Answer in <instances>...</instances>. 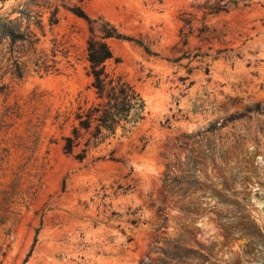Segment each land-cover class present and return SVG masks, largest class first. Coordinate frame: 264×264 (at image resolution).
Returning <instances> with one entry per match:
<instances>
[{"label": "rangeland", "instance_id": "rangeland-1", "mask_svg": "<svg viewBox=\"0 0 264 264\" xmlns=\"http://www.w3.org/2000/svg\"><path fill=\"white\" fill-rule=\"evenodd\" d=\"M21 1L7 2L5 10ZM82 4L90 17L154 52L110 41L115 58L108 67L142 94L147 115L132 133L84 161L64 153L73 112L94 91L88 23L60 7L58 23L46 25L37 45L54 54L57 70L31 67L22 78L0 72V264H140L160 255L151 251L155 239L184 236L195 263L204 253L209 261L203 264H264V240L255 248L238 231L253 232L256 224L264 234V0ZM214 6L228 11L211 14ZM203 24L220 39L202 40L197 28ZM199 52L209 56L195 57ZM211 124L214 135H198ZM178 137L199 151L209 144L227 150L225 160L217 153L216 163H227L234 178L228 206L210 198V207L192 217L162 192L167 161L184 164L190 154ZM216 212L228 217L236 237H228ZM163 240L159 246H166Z\"/></svg>", "mask_w": 264, "mask_h": 264}, {"label": "trees", "instance_id": "trees-1", "mask_svg": "<svg viewBox=\"0 0 264 264\" xmlns=\"http://www.w3.org/2000/svg\"><path fill=\"white\" fill-rule=\"evenodd\" d=\"M9 1L11 0H0V72H11L16 78L24 77L31 67L36 72L47 73L57 70L54 54L50 58L39 52L37 45L41 41V36L45 34L46 25L52 27L58 23L60 7L71 11L88 23L87 60L94 99L91 101L85 99L82 103L80 102L73 112L70 132L62 137L65 154L78 161H84L102 145L132 133L145 120L146 100L122 74L110 70L108 62L115 58L110 43L112 39L133 41L142 46L148 54H154L148 45L120 32L109 21L90 17L83 7V0L75 2L72 0H23L17 5H12L10 10H5L6 3ZM221 11L227 12L228 9L224 6H214L210 13L218 14ZM46 13H48L47 22L44 18ZM187 23L190 24L191 21L188 20ZM197 32L202 40L220 39L216 28L205 24L197 28ZM183 43L187 44V40L184 39ZM220 52L222 50H217L216 54ZM197 56H209V53L199 52L195 54V57ZM205 71L209 74L208 65L205 66ZM243 116L245 115H241L240 118ZM69 120L70 116H67L63 124ZM215 131L216 126L211 124L198 135H214ZM185 138L190 139V136ZM177 142L180 143L179 147L186 149L190 154L184 164L180 161L175 163L167 161L166 170L162 176V192L173 195L178 204L177 207L192 217H198L204 213V208L210 207L212 199L216 201L217 207L228 206L230 197L236 195L232 184L234 178L231 170H228L227 163L225 167L216 163L217 153L223 158L227 150H223L222 146L221 150H218L209 144L207 148L199 151L194 146L195 142L189 143L179 137ZM209 163L214 169L211 174L208 173ZM158 211H161L160 207ZM216 214L219 225L225 229L228 237H236L234 235L238 232L230 226L228 217L225 218L221 212ZM238 231L240 237L250 238L255 248L261 246L264 240V234L256 224H254L253 232H247L244 229ZM162 240L155 239V246L151 248V251L160 255L154 259L148 258V261L140 264H203L209 261V256L204 253L199 254L202 262L195 263L192 260L191 253L196 251L190 246L185 236L180 239H164L166 245L164 247L158 245Z\"/></svg>", "mask_w": 264, "mask_h": 264}]
</instances>
